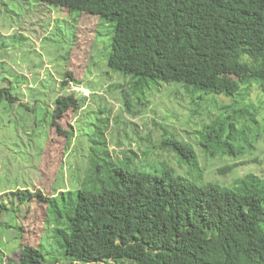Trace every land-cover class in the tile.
Listing matches in <instances>:
<instances>
[{
  "label": "trees",
  "instance_id": "1",
  "mask_svg": "<svg viewBox=\"0 0 264 264\" xmlns=\"http://www.w3.org/2000/svg\"><path fill=\"white\" fill-rule=\"evenodd\" d=\"M36 1L112 25L107 66L129 75L140 92L160 79L233 97L240 91L235 75L264 95V0ZM0 96L15 99L5 87ZM53 103L50 118L60 132L56 119L79 103L71 95ZM246 119L256 123L252 115ZM247 128L237 129L233 116L222 115L201 128L198 143L207 156L236 157L252 147ZM72 133L65 132L67 138ZM162 144L188 169L199 170L189 143L168 137ZM159 171L124 169L97 157L94 176L76 191L0 194V214L14 215L32 199L45 203L60 250L52 258L40 246L18 243L15 259L5 264H264V180L248 174L232 186L200 185L166 164ZM11 226L20 239L22 224ZM6 255L0 249V264Z\"/></svg>",
  "mask_w": 264,
  "mask_h": 264
},
{
  "label": "rangeland",
  "instance_id": "2",
  "mask_svg": "<svg viewBox=\"0 0 264 264\" xmlns=\"http://www.w3.org/2000/svg\"><path fill=\"white\" fill-rule=\"evenodd\" d=\"M112 33L113 26L95 15L36 0H0V88L15 97L0 96L1 196L20 188L46 196L76 191L94 176L97 157L158 175L163 163L200 185L232 186L248 174L264 180V95L257 85L232 75L240 91L226 97L157 79L140 92L129 75L107 66ZM68 95L79 107L56 119L58 132L50 112L55 98ZM222 115L233 116L237 129L248 127L252 147L245 145L239 156H207L198 143L201 128ZM250 115L256 123L246 119ZM168 137L192 146L198 171L162 144ZM14 220L22 224L20 239L11 226ZM51 222L45 203L36 199L14 215L0 214L4 264L15 259L18 243L40 246L52 258L59 253Z\"/></svg>",
  "mask_w": 264,
  "mask_h": 264
}]
</instances>
